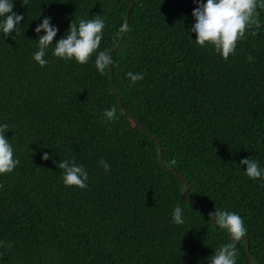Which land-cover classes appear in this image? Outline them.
Segmentation results:
<instances>
[{
    "label": "trees",
    "instance_id": "trees-1",
    "mask_svg": "<svg viewBox=\"0 0 264 264\" xmlns=\"http://www.w3.org/2000/svg\"><path fill=\"white\" fill-rule=\"evenodd\" d=\"M132 1L131 30L117 36L130 0H12L24 19L0 33V124L20 163L0 174V264H208L230 242L208 221L215 209L244 219L237 264H264V180L240 164L264 168V10L257 35L249 30L225 61L195 43L193 0ZM95 15L112 76L95 56L56 58L54 45L44 67L34 61L45 16L55 43L71 21ZM129 71L144 78L130 86ZM113 106L118 119L107 122ZM64 159L84 166L86 189L63 184Z\"/></svg>",
    "mask_w": 264,
    "mask_h": 264
},
{
    "label": "clouds",
    "instance_id": "clouds-1",
    "mask_svg": "<svg viewBox=\"0 0 264 264\" xmlns=\"http://www.w3.org/2000/svg\"><path fill=\"white\" fill-rule=\"evenodd\" d=\"M27 0H24V4ZM196 7L192 10L195 22L189 31L195 33V43L200 47L211 46L215 53L227 61L230 55H234L236 45L245 39V34L251 31L257 35L256 29L261 26L259 10H264V0H193ZM12 0H0V33L4 36L17 31V26L24 19L23 15L13 11ZM50 17L45 16L34 31L39 34L43 30L44 35H38V50L34 52L33 59L41 67L48 61L44 58L50 45H54L52 55L56 58L69 61L74 60L78 64H86L95 56L96 70L104 74L113 64V59L108 50H99L105 28V19L101 15L92 18L80 19L78 23L70 22L67 35L53 43L58 28L50 23ZM131 29L127 24L121 26L117 36ZM251 62L252 56L246 57ZM130 79V86L144 78L142 73H126ZM117 109L113 106L106 109L103 116L107 122L118 119ZM8 124H0V174H8L15 170L20 161L15 157V150L5 132L9 130ZM42 159H50L47 152L43 153ZM105 172L110 170V165L103 159L99 161ZM172 159L169 166L176 165ZM240 164L246 165L245 174L248 178L264 180V168L258 161L243 158ZM57 167L63 170L62 181L67 187L76 186L80 189L87 188L88 173L83 165H78L74 159H64L57 163ZM3 187V185H0ZM208 221L214 222L221 230H225L230 242L218 247L214 254L208 258V264H237L239 255L236 244L247 235V227L244 219L236 212L227 209H215L208 213ZM172 221L176 225L184 224L183 209L176 205L172 212ZM0 245L3 242L0 241ZM11 247V244L7 245ZM0 253V259L3 258Z\"/></svg>",
    "mask_w": 264,
    "mask_h": 264
},
{
    "label": "water",
    "instance_id": "water-1",
    "mask_svg": "<svg viewBox=\"0 0 264 264\" xmlns=\"http://www.w3.org/2000/svg\"><path fill=\"white\" fill-rule=\"evenodd\" d=\"M132 5H133V1L130 0V5H129L128 9H127L126 19H125V24H127V25H128L130 13H131V7H132ZM109 72H110V75L112 76L113 75V70H112V67L111 66L109 67ZM111 85H112V81H111ZM135 124H137V122H135ZM156 142H157V144L159 146V160L161 161L162 160V148H161L158 140ZM172 171H174V170L172 169ZM176 176L179 177L181 179V181L184 182V179L178 173H176ZM188 190H189V186H188V184H186L185 185V188L183 190V195H185L186 191H188ZM212 212H214V211H212ZM213 224H214V222H213ZM247 256H248L249 261L252 262V260H251V254H250L249 251L247 252Z\"/></svg>",
    "mask_w": 264,
    "mask_h": 264
}]
</instances>
